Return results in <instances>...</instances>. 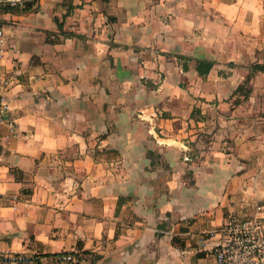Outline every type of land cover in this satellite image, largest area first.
Wrapping results in <instances>:
<instances>
[{
    "label": "crops",
    "instance_id": "1",
    "mask_svg": "<svg viewBox=\"0 0 264 264\" xmlns=\"http://www.w3.org/2000/svg\"><path fill=\"white\" fill-rule=\"evenodd\" d=\"M69 5L64 31L75 36L65 38L54 17ZM35 9L0 13V82H11L17 126L0 140V252L81 247L84 264H215L207 234L226 216L264 223V74L247 98L233 96L264 64V0ZM174 55L215 64L200 77L195 60L184 72Z\"/></svg>",
    "mask_w": 264,
    "mask_h": 264
},
{
    "label": "built area",
    "instance_id": "2",
    "mask_svg": "<svg viewBox=\"0 0 264 264\" xmlns=\"http://www.w3.org/2000/svg\"><path fill=\"white\" fill-rule=\"evenodd\" d=\"M34 0H0V6H22ZM7 49L5 28L0 21V58ZM11 82H0V140L11 139L17 135L16 123L9 117L8 89ZM144 113L138 118L143 120ZM4 129L8 134L4 135ZM187 149V148H186ZM185 161H189L185 157ZM13 201H17L13 197ZM262 208H258L260 211ZM209 239L216 241L211 249L215 264H264V223L256 216L241 217L237 213H230L222 225L215 231L207 234ZM71 255L58 256L56 260L67 263ZM47 255L28 252H0V264H46Z\"/></svg>",
    "mask_w": 264,
    "mask_h": 264
},
{
    "label": "trees",
    "instance_id": "3",
    "mask_svg": "<svg viewBox=\"0 0 264 264\" xmlns=\"http://www.w3.org/2000/svg\"><path fill=\"white\" fill-rule=\"evenodd\" d=\"M71 1V0H70ZM103 3H108L110 0H101ZM38 0H34L32 2H26L22 6H0V13H7V12H16L19 10L21 13H29L36 11L35 6L37 4ZM75 9L74 6L69 5L67 14L63 17L62 20H60L58 17H54V22L56 23L58 27V33L61 36H64L65 38H71L74 37V33H68L64 31V20L67 16L71 14V12ZM47 42L48 43H55L56 41L51 40V36H56L54 33H47ZM169 56V55H168ZM174 57L177 59L179 64L182 65L184 72L189 71V65L194 60L196 61V72L198 76L200 77H206L210 71L212 70L214 66V62L210 60L205 59H193L190 57H186L183 55H174ZM233 65V64H232ZM264 74V64H255L250 67V74L246 77V80L235 90L233 93L234 97H237L236 102L239 103L241 98H247L251 94V89H249V84L251 79L256 74ZM195 112V111H194ZM193 112V113H194ZM148 158L151 160L152 165H157L158 163V157L153 152L148 153ZM173 244L178 245L181 248H184V242L180 240L179 238H173ZM90 254L89 251H85L81 247L77 252L72 253H62L59 255H47L48 257V263L46 264H62V261L56 260L58 256H64V255H71L72 259L68 261L65 264H84L85 261H87V256Z\"/></svg>",
    "mask_w": 264,
    "mask_h": 264
},
{
    "label": "rangeland",
    "instance_id": "4",
    "mask_svg": "<svg viewBox=\"0 0 264 264\" xmlns=\"http://www.w3.org/2000/svg\"><path fill=\"white\" fill-rule=\"evenodd\" d=\"M164 77V76H163ZM185 88H187V84H185Z\"/></svg>",
    "mask_w": 264,
    "mask_h": 264
}]
</instances>
